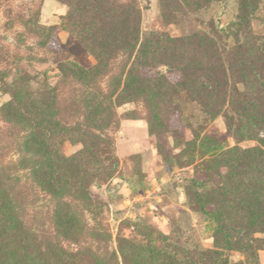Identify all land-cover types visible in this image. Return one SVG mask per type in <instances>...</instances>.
Masks as SVG:
<instances>
[{"label":"rangeland","instance_id":"1","mask_svg":"<svg viewBox=\"0 0 264 264\" xmlns=\"http://www.w3.org/2000/svg\"><path fill=\"white\" fill-rule=\"evenodd\" d=\"M173 1L119 0L134 7L137 35L100 68L69 33L65 1L0 0V264H264V242L255 256L228 247L212 207L204 215L198 203L228 170L222 151L264 143L249 122L253 98L264 104V55L247 59L239 0L168 12ZM256 4L248 30L264 40V0ZM160 35L186 43L150 62ZM149 62L166 81H141ZM246 86L253 97L241 96ZM43 88L55 100L14 104ZM62 123L95 136L96 150L62 136Z\"/></svg>","mask_w":264,"mask_h":264},{"label":"trees","instance_id":"2","mask_svg":"<svg viewBox=\"0 0 264 264\" xmlns=\"http://www.w3.org/2000/svg\"><path fill=\"white\" fill-rule=\"evenodd\" d=\"M63 1L69 8L65 17L69 33L76 36L82 44L97 54L100 68H105L101 60L102 57L116 48L118 43L122 46V43L126 41L128 44L134 42L138 27V17L134 7L119 2V0ZM202 1L206 0H174L173 6H169L165 10L178 12L179 9L188 7L190 3L195 5ZM257 10L256 0H239L237 20L250 38L247 47L240 48L243 50L245 48L247 59L252 58V62L254 58L258 60L264 55V40L254 36L248 30V21ZM48 31L54 32L52 28ZM183 43H186V38H172L168 35L156 36L150 51V62L155 61V57H160L167 53L166 51L174 50L177 45ZM236 51L239 52L238 48ZM150 62L141 67L139 72L141 81H166L165 77L152 72L155 66H151ZM58 70L62 73L82 76H87L89 73L84 68L71 63H60ZM189 71L186 67H182L179 72L182 77H187ZM190 75L188 78L191 80ZM192 82L196 83V79ZM246 88L247 90L241 96L244 98H247V95L253 97L256 87L246 86ZM43 89V92L36 93V97L28 90H25L22 95H19L18 92L14 97V104L20 105L22 98L30 102L34 101V98L55 100L56 95L52 88ZM253 101L254 98L251 101L254 116L250 118V125L252 128L254 126L259 129L264 128V104ZM260 114L263 118L259 117ZM58 128L62 136L70 135L72 138L79 139L84 147L89 144L96 150V137H88L77 125L70 127L62 123L58 125ZM88 139H91L92 142H89ZM96 154H98L97 151ZM49 156L51 157L52 154ZM217 158L226 164L228 170L221 174V183L218 186L205 193L206 197H199V209L202 214L208 215L209 207H212L217 233L222 236L225 245L230 247V244H234L246 255L255 256V252L259 250V243L264 242V239L253 236L255 233H264V143L245 149L236 146L222 151ZM54 161L74 164L75 156L66 157L63 154H56Z\"/></svg>","mask_w":264,"mask_h":264}]
</instances>
